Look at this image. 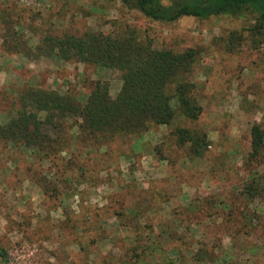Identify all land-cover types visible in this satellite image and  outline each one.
<instances>
[{"label": "rangeland", "instance_id": "374dc122", "mask_svg": "<svg viewBox=\"0 0 264 264\" xmlns=\"http://www.w3.org/2000/svg\"><path fill=\"white\" fill-rule=\"evenodd\" d=\"M125 24L155 47L205 48L192 74L202 111L184 125L204 130L210 144L201 156H186L167 127L153 126L131 147L117 146L122 155L112 145L100 160L86 153L62 166L36 150L0 144V246L9 263L260 264L264 212L255 214L253 206L264 209V189L252 201L239 191L264 173V162L243 165L251 124L264 128V41L228 39L246 36L247 19L159 22L118 0H0V124L15 113L25 82L68 88L83 101L92 83L103 80L114 96L121 70L37 55L33 47L45 33H106ZM81 163L85 173L76 169ZM218 198L223 202L214 206ZM248 222L254 228L246 232H254L245 235ZM197 242L206 251L199 261L189 257Z\"/></svg>", "mask_w": 264, "mask_h": 264}, {"label": "trees", "instance_id": "16d2710c", "mask_svg": "<svg viewBox=\"0 0 264 264\" xmlns=\"http://www.w3.org/2000/svg\"><path fill=\"white\" fill-rule=\"evenodd\" d=\"M118 2L121 7L133 10L151 21L172 22L181 16L204 18L227 15L245 18L248 20L246 36L231 33L229 41L234 44L236 40L240 43L245 39L252 44L264 41V0ZM4 48L10 52L9 47ZM16 49L22 52L19 47ZM204 49L202 46H188L179 50L155 47L146 35L129 24L106 33L92 30L45 33L33 47L35 54L119 69L122 72L119 89L114 96H110L106 81L95 80L81 101L76 92L68 88L60 91L25 82L15 97V113L0 124V144L9 150H36L40 158L62 161V166L74 156L86 153H91V159L95 157L100 160L101 150L105 154L111 151L109 147L112 145L131 147L151 127L163 125L168 128V137L175 146L185 149L186 156H201L210 140L204 130L184 124L196 120L202 111L192 74ZM72 128H75V133L71 132ZM249 144L243 165L253 164L255 168L264 162V156L259 158V154L264 152V128L259 123L250 126ZM119 148L116 149L119 151L117 154L122 155ZM157 148L158 145L153 147L154 150ZM76 169L80 173L88 170L82 163ZM263 175L255 174L252 179L255 185L251 180L239 191L243 193L239 194H246L249 201L258 197L257 190L261 187L264 189L260 182ZM262 199L264 201V197ZM222 202L218 198L213 204L220 205ZM256 220L259 227L262 219L259 217ZM136 226H139L138 222ZM250 228L254 226L250 222L246 223L242 233L252 234L254 231L246 232ZM198 244H195L197 254L194 252L189 255L196 261L206 254L202 244ZM132 256L137 260L140 255L135 252ZM0 261L10 264L1 246ZM213 264L218 262L214 260Z\"/></svg>", "mask_w": 264, "mask_h": 264}, {"label": "crops", "instance_id": "0c3cea01", "mask_svg": "<svg viewBox=\"0 0 264 264\" xmlns=\"http://www.w3.org/2000/svg\"><path fill=\"white\" fill-rule=\"evenodd\" d=\"M258 167V166H257ZM254 175V174H253ZM254 199V198H253ZM260 203H263L264 204V202H262V201H260ZM254 208H253V210L255 211V213H259V211H262V212H264V209H262V210H259V207L257 206V205H254L253 206ZM252 210V209H251ZM255 223V222H254ZM257 257L259 258V259H262V261L260 262V264H264V253H261V254H259L258 255V253H257Z\"/></svg>", "mask_w": 264, "mask_h": 264}]
</instances>
